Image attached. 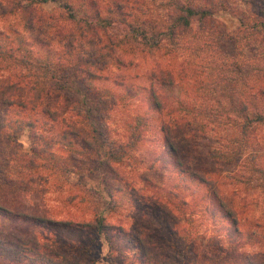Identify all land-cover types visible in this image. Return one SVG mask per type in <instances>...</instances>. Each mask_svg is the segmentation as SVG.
Wrapping results in <instances>:
<instances>
[{"label": "rangeland", "instance_id": "1", "mask_svg": "<svg viewBox=\"0 0 264 264\" xmlns=\"http://www.w3.org/2000/svg\"><path fill=\"white\" fill-rule=\"evenodd\" d=\"M132 1L121 3L123 10L132 17L149 19L156 29L160 28L162 20L165 22L169 9L167 0H136L137 4L130 8ZM212 1H218L219 5L212 7L206 23L209 26L198 30L196 24L191 25L196 32L194 42L208 43V47L205 45L197 51L180 42V49L166 54L162 49L125 48L123 53L117 51L114 54L122 63L116 64L111 58L104 63L105 67L94 70L105 79H84L85 84L78 86L87 101L98 97V91L103 89L113 95L114 99H108L98 109L106 142L123 144L125 128L142 119L138 140L132 148L122 150L119 161L110 163L109 173L107 170L102 173L95 163L107 150L105 143L90 151L82 148L79 140L65 152L64 147L49 142L62 126L36 114L31 115L36 118L33 132L44 136L48 144L44 145L45 156L35 159L30 171L33 175L25 177L26 181L23 177L29 171L23 169L25 157L21 152L28 148L26 134L29 132L21 135L22 149L8 160L6 156L11 147L4 144L0 132V161H10L9 165L1 166L2 172L13 181L21 180L18 187L0 190V202L20 213L54 222L37 224L0 215V239L5 246L13 237L31 236L39 242L53 241L58 254H67L79 261L140 264L146 258L142 249H146L147 244L153 252L167 256L166 263L171 264L169 255L175 254L176 249L188 247L195 230L205 237L211 233L224 234L219 225L210 226L213 214L216 221H220L218 224L225 225L213 211L215 207L209 196L212 191L209 183L213 182L219 198L236 212L239 230L248 237L242 240L247 241L244 251L254 256L264 255V122L239 131V119L234 113V103L230 101L234 94L224 97L221 91L225 80L232 84L239 82L238 75L230 71L233 65L238 68L250 66L255 72L253 75H258L247 82L242 80L245 85L261 81L264 33L259 24L264 23V0ZM103 2L108 0L99 2L102 10L112 6H104ZM57 8L47 4L29 11L27 15L32 20L39 17L41 21L27 31L22 30L23 21L19 17H0V44L11 46L20 36L28 42L27 49L34 53L45 49L54 53L63 51L67 59H72L75 55L91 52L88 45L76 40L75 29L60 20ZM112 30L113 34H121L125 28L118 25ZM186 38L189 40V35ZM156 69L167 70L173 75L180 72L177 79L185 90L184 103L191 108H205L207 117L189 118L186 127L177 134L168 126V116L148 109L143 99L146 92L140 88L148 87L147 76ZM115 79L122 80L123 84L117 85L113 82ZM72 95L76 97L77 93ZM241 98L243 100L244 96ZM234 102L237 103V98ZM41 103V108L57 110L65 118L70 115L64 106L52 107L48 99ZM163 104L174 106L169 101ZM14 109L12 105L0 103V130L4 133L8 130L9 120L15 118L11 112ZM22 116L23 113L18 117ZM76 121L80 122L77 129L86 133L87 125L81 119ZM164 133L173 142L178 164L166 149ZM49 153L54 157L51 158ZM188 172L202 176L206 183H198ZM106 190L111 192V197H107ZM95 213L100 214L107 226L111 252L106 241L91 229L64 223L89 221ZM135 238L139 239L137 245ZM1 255L9 258L6 251ZM37 262L35 260L33 264Z\"/></svg>", "mask_w": 264, "mask_h": 264}, {"label": "trees", "instance_id": "2", "mask_svg": "<svg viewBox=\"0 0 264 264\" xmlns=\"http://www.w3.org/2000/svg\"><path fill=\"white\" fill-rule=\"evenodd\" d=\"M102 1L105 0H0V17L7 15L19 17L23 21V31L31 29L33 25L41 21L39 17H35L32 20L27 15L29 11L31 12L33 9L47 4L58 7L60 20L70 24L75 29L76 40L88 45L91 51L75 55L72 59H67L63 51L58 53L55 51L54 53L50 49H45L43 50L44 52L34 53L27 49L28 42L20 36H17L16 42L11 46L0 44V103L12 105L15 108L11 111L14 112L12 114L15 118L9 120L8 130L5 133L2 130L0 132L4 144L11 147V151L6 156L7 160L13 154L16 155L19 149H22L19 138L23 133L29 132V134H26L28 148L26 151L21 152V156L25 157L23 169L29 171L23 177L26 181L28 179H25V177L30 178V175H33L30 174V171L35 159L45 156L44 145L47 146L48 144L44 136L33 132L36 118H32L31 115L34 116L36 114H41L43 117L46 116L51 122H57L59 126H62V130L57 132L55 136L52 135L49 142L51 141L64 147L65 152L70 151L69 147H71L72 143L79 140L81 147L90 151H95L98 144L103 145L105 143L104 146L107 147L103 155L105 158L97 159L95 163L101 168L102 173L105 170L109 173L110 163L119 161L123 154L122 150L125 147L132 148L138 140L137 135L140 134L138 128L143 123L142 119L135 120L133 126L129 124L128 128H125L126 130L123 134L125 142L123 144L117 145L114 141L106 142L101 125L102 115L98 109L108 99H114L113 95L108 90L103 89L98 91V97L95 96L87 101L84 98V92L80 89L78 90V86L85 84L86 81L84 79H105L96 74L94 70L100 66L105 67V64L111 58L118 64L121 60L114 54L117 51L121 52L125 48L137 50L139 47H146L148 50L153 49L155 51L162 49L164 54H166L167 52H174L176 49H180L178 47L180 42L187 43L188 46L191 45L197 51H201L202 48H205V45L208 47V43L198 44L194 42L196 37L193 35L196 32L191 25L193 23L196 24L198 30L207 28L208 24L206 25V23L212 14V7L219 5L218 1L215 3L212 0H167L169 9L166 14V20L165 22L162 20V24L159 25L160 28L156 29L154 22L152 23L151 20L134 18L123 10L121 3L122 1L127 3L128 0H108V2H103V5L112 6H107L103 10L100 7L101 5H98ZM129 3L132 4L130 6L132 8L134 4H137V1L133 0ZM105 12L106 15L103 14ZM118 25L124 26V32L113 34L112 29ZM259 25L264 33V23L260 22ZM186 35H189V40ZM38 43L40 42L38 41ZM91 49H95V51ZM230 71L238 75L239 82L232 84L225 80L224 88L221 91L224 92V97H228L229 93L234 94L230 101L234 103V113L239 119H237L238 123H240L238 130L243 132L251 124L264 122V67L259 74L261 81L254 83L256 86H247L244 84L245 82H242V80L247 82L249 79H254L258 76L257 74L253 75L255 72H252V67L240 66L238 68V66L233 65ZM179 74L180 72H177L176 75H173L167 70H151L147 76L148 87L140 88L143 92H146L143 99L148 109L168 116L170 119L168 126L175 129L174 131L177 134H180L181 128L184 129L186 127L189 118L200 117L205 119L207 117L205 108L201 106L191 108L187 103H184L185 90L181 88L180 81L177 79ZM113 82L117 85L123 84L122 80L119 79H115ZM75 93H77L76 97L72 95ZM242 96H244L243 100H241ZM236 98L237 103L234 102ZM47 99L53 104L52 107L59 108L64 106L69 111V117L61 116L57 110L52 111L43 106L41 108V102ZM166 101L173 103L174 106L169 107L163 104ZM39 108H41V111ZM29 112H32V114H29ZM22 113L24 114L23 118L18 117ZM76 119H81L87 125L86 133L82 134L77 129V124H80V122L76 121ZM230 121H233V119ZM181 122H184V124L180 125ZM177 125H180V127H177ZM182 137L186 138L185 135H182ZM163 142L178 164L177 151L173 147V142L165 133ZM49 155L51 158L54 157L52 153H49ZM9 163L10 161H0V190L4 187H18L21 184V180L16 179L13 181L9 176H6V173L2 172L1 166H7ZM62 169L65 171L64 168ZM189 174L198 183H206L202 176L192 172ZM103 183L106 188V183L104 181ZM209 186L212 189L209 195L210 200L213 203V208L215 207L213 211H216L219 217L225 221V225L228 224V226L221 223L218 224L220 221H216L213 214L210 226L215 228L216 225H219L220 229L225 231L224 234L211 233L208 237H205L202 233H198L195 230L189 238L188 247L176 249L175 254L169 255L171 258L170 263L264 264V255L254 256L244 251L243 247L247 241L243 242L242 240L248 239V237L242 234L238 228L236 212L229 205H225L223 198H219L216 189H213V182H210ZM105 193L107 197H111L109 190H106ZM0 215L15 220L21 218L37 224L54 223L45 218L20 213L12 206H7L1 202ZM64 223L65 225H76L91 229L96 236H101L106 241L108 251L111 252L109 239L106 234L107 226L103 223V218L100 214L95 213L89 221L80 223L67 221ZM134 243L137 245L139 239L135 238ZM145 246L146 249H142V251L145 253L146 258L140 264H167V256L163 254L162 257L158 252H153L150 249V245L145 244ZM185 250H187V253ZM4 251L8 252V259L7 256L1 255ZM35 260L40 262V264H93L73 259L67 254H58L55 251L53 241L39 242L31 236H16L13 237L9 245L5 246L0 239V264H21L25 261L28 264H33Z\"/></svg>", "mask_w": 264, "mask_h": 264}]
</instances>
